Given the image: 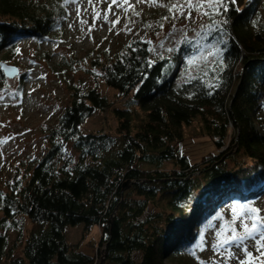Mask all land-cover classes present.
<instances>
[{
	"label": "trees",
	"instance_id": "16d2710c",
	"mask_svg": "<svg viewBox=\"0 0 264 264\" xmlns=\"http://www.w3.org/2000/svg\"><path fill=\"white\" fill-rule=\"evenodd\" d=\"M226 5V13L203 15L196 45L186 40L153 57L150 42L134 38L90 58L114 97L138 102L141 114L113 108V132L82 133L87 118L112 101L95 87H70L68 104L42 131L45 152L0 188V264H195L225 206L257 208L264 194V0ZM66 6L0 0V61L16 60L20 39L43 43L61 34ZM162 14L169 16L166 8ZM7 87L0 69V92ZM194 121L197 130L187 134ZM230 124L236 150L229 155L194 161L185 151L186 138L223 148ZM79 224L100 229L90 254L66 242L67 227Z\"/></svg>",
	"mask_w": 264,
	"mask_h": 264
},
{
	"label": "rangeland",
	"instance_id": "374dc122",
	"mask_svg": "<svg viewBox=\"0 0 264 264\" xmlns=\"http://www.w3.org/2000/svg\"><path fill=\"white\" fill-rule=\"evenodd\" d=\"M158 2L167 4V0ZM243 2L244 0H236L235 4L240 7ZM129 5H133L139 15H135ZM124 8L128 10L125 11ZM164 9L165 7L129 0L128 5L124 7L113 5L112 11H108V2L101 0H93L91 4L88 0L75 2L68 0L67 18L61 34L49 37L43 43L30 38L19 40L16 60L12 63L7 62L18 67L19 74L13 78L6 77L8 87L0 92V188L5 181L8 182L14 176L20 165L25 162L33 163L45 152L46 141L42 131L55 122L68 104L70 87H95L112 101V105L106 111H94L87 118L80 126L82 133L96 130L113 132L116 126L113 108H133L134 117L141 114L138 102L117 100L114 97V91L106 87L95 74L96 68L90 63V58L104 51L114 54L125 42L134 38L148 40L153 46V57L169 54L171 48L186 40L195 41L193 45H196L205 23L204 16L194 11L191 20L183 17L163 20L162 17L166 14L159 17V13ZM106 11L107 19L104 18ZM97 13L99 18L94 20ZM117 16L120 22L113 26L112 22ZM207 52L208 49L204 51ZM25 71L29 80L22 93L18 95L16 91L18 78ZM261 109L260 116L264 126V105ZM186 130L187 134L195 132L197 123L194 121ZM234 132L230 124L229 136L224 147L218 149L204 138L194 141H188L186 138L185 151L194 161L210 152L222 154L227 151L229 155L236 150V144L231 143ZM228 164L229 167L232 165L230 161ZM164 167L171 166L166 163ZM256 205L262 210L260 215L264 216V194ZM223 213V217L205 233L204 246L198 251L195 264H237L236 260L228 259V253L225 251L227 248L229 251L237 252V249L225 245L216 251L213 245L219 240L231 239L234 233L237 236L243 235V225L251 228L252 221L236 204L225 206ZM99 238L100 229L96 224L88 231H84L81 224L69 226L65 231L66 242L87 254L92 253ZM245 243L249 245V251L253 252L254 256L257 255L255 249L251 247L252 241Z\"/></svg>",
	"mask_w": 264,
	"mask_h": 264
},
{
	"label": "snow or ice",
	"instance_id": "6c2138e0",
	"mask_svg": "<svg viewBox=\"0 0 264 264\" xmlns=\"http://www.w3.org/2000/svg\"><path fill=\"white\" fill-rule=\"evenodd\" d=\"M72 2H75V0H72ZM88 2L91 4L93 0H88ZM101 2H108V11H112L113 5L124 7V5H128L129 0H101ZM136 2L147 3L150 6L165 7L170 15L162 17L163 20H175L181 17L186 20H191L194 11L204 16H210L213 12L219 15L221 10L224 13L228 11L226 0H170L169 4L159 3L158 0H136ZM231 3L235 4L236 0H231ZM129 7L132 8L135 15H139L138 12H135L133 5H129ZM205 8L209 10L206 11L204 10ZM124 10L127 11L128 8H124ZM236 10L239 11V8ZM97 18H99V13H97L93 19L95 20ZM104 18L107 19V11L104 14ZM119 22L120 18L117 16L116 20L112 22L113 26ZM81 23L86 22L81 21ZM160 26L163 27V25ZM148 27H150V25ZM125 28H127V25H125ZM173 28H175V25H173ZM109 30L111 31V29ZM128 30L131 31V29ZM89 31H91V28ZM18 51L19 49H17V52ZM213 86L214 85L211 84L209 85V87ZM241 207L247 218L252 221L251 228L246 224L243 225V235L237 236L234 233L231 239L219 240L217 244L213 245V249L218 251L220 248H224L225 245H229L238 250L237 252H232L227 248L225 249L228 253V259L236 260L237 264H264V231H261V229L264 228V216L260 215L262 210L252 207L249 204L242 205ZM218 235L220 234L218 233ZM249 240L252 241L251 247L255 249L257 253L255 256L253 252L249 251V245L245 243ZM240 253L243 255L241 256Z\"/></svg>",
	"mask_w": 264,
	"mask_h": 264
},
{
	"label": "water",
	"instance_id": "95a60500",
	"mask_svg": "<svg viewBox=\"0 0 264 264\" xmlns=\"http://www.w3.org/2000/svg\"><path fill=\"white\" fill-rule=\"evenodd\" d=\"M0 69L5 77L13 78L19 74L18 67L7 64L6 62L0 61ZM98 264H102V260Z\"/></svg>",
	"mask_w": 264,
	"mask_h": 264
}]
</instances>
